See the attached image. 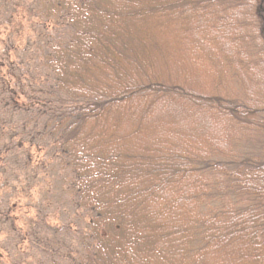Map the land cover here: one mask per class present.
I'll use <instances>...</instances> for the list:
<instances>
[{"label": "trees", "instance_id": "trees-1", "mask_svg": "<svg viewBox=\"0 0 264 264\" xmlns=\"http://www.w3.org/2000/svg\"><path fill=\"white\" fill-rule=\"evenodd\" d=\"M210 15L242 56L237 65L250 75L246 88L238 87L235 75L226 85L214 79L215 93L201 95L184 90L173 75L150 71L161 46L176 56L168 31H189L192 24L198 30ZM39 18L69 35L47 41L46 75L34 83L51 85L40 97L27 95L31 102L20 97L23 85L8 89L0 71L8 92L0 93V116L6 107L32 109L39 117L51 112L39 138L13 137L0 120V141L14 138L11 147H0V264H26L6 243L16 235L21 245L35 234V221L17 215L20 194L27 198L40 182L32 149L44 151L41 169L54 166L73 215L87 218L90 240L76 264H202L213 257L223 264L216 252L228 247L236 263L264 264V149L250 150L264 134V0H46ZM209 29L191 43L205 55L201 46L214 39L206 36ZM220 51L213 57L225 58ZM184 100L201 104L203 116L218 128L217 142L186 140L172 151L162 137L152 143L138 137L132 107L133 113L142 107L146 127L154 104ZM67 102H79V109L66 112ZM227 138L230 146L220 148ZM37 213L41 224H35L46 226L51 216Z\"/></svg>", "mask_w": 264, "mask_h": 264}, {"label": "rangeland", "instance_id": "rangeland-1", "mask_svg": "<svg viewBox=\"0 0 264 264\" xmlns=\"http://www.w3.org/2000/svg\"><path fill=\"white\" fill-rule=\"evenodd\" d=\"M45 1L0 0V61L2 60L0 62V71L5 75V80L8 81L6 85L8 89H18L19 85H23L21 91L25 92V96L21 95L20 97L25 103L31 102L27 98V95L32 93L36 97H40L41 93L48 91V85H51L45 79H39L37 80V84L34 83L36 77L46 75L45 68L42 66V57L47 52V41L50 38H67L69 35L68 31L63 27L58 28L51 24L47 25L39 18L41 7ZM210 17L209 20L207 19L208 23L204 22V25L198 30L196 29L198 26L192 24L189 31L177 32L176 28L172 32L168 31L167 35L171 41L169 44L172 46V50L175 51L174 54L176 56L169 53L170 48L168 45L161 46L162 52L157 53L153 60L155 68L150 69V71L154 70L153 72L157 76L167 77V74L173 75L174 78L177 77V82H180L179 84L184 87V90H192L201 95L215 93L214 79L217 80V86L221 85L219 80H223V83L226 85L227 82L233 80V76L235 75L240 84L238 87L244 88L247 84V76L249 77L250 75L243 68H238L237 64L239 58L242 56L239 57L237 52H233L234 45H232L227 36L222 35V33L215 29L217 28L216 20H214L215 18L212 15ZM204 26L208 29H213L212 31L209 29L206 36L212 35L214 37L209 42L210 45L203 43L201 46L207 49V55L199 53V48L194 50L195 46L191 44L193 43L192 39H196L199 42L204 39L205 35L202 34V31L206 29ZM176 39L179 40L175 41ZM220 49H224L225 54H227L225 58L232 63L233 70L237 72H235L236 74L228 71L230 70L227 69L228 61L222 58L223 56H219L221 60L213 57L218 51L222 52ZM191 50L194 51L191 52ZM202 58L203 61L201 60ZM210 60L214 62V65L210 66ZM207 61L209 65L203 63ZM22 75H27V78L26 82H22L21 84L18 82V79ZM7 88L5 86L2 88L0 84V93L7 96ZM230 91L231 95H234V86L231 87ZM185 101H166L160 106L154 104L153 108L151 107L149 110L148 115L145 116L146 127L149 130L144 124L142 125L140 120V118L143 119L144 117V115L139 114L142 111V107L138 108L134 113L133 110L135 109L132 107L133 116L131 121L136 122L134 123V128L138 132H141L138 137L144 138V140L147 138L146 141L150 143L155 141L153 140L154 136L162 137L163 140L160 141L164 145H173L172 151L182 147L186 140L202 143V139H210L217 142V139L220 137L218 128H215L216 125L214 126L211 121L208 122L206 117L203 116L205 114L202 112L201 104L194 102L192 107L191 103ZM198 104L200 107H198ZM79 105V102H67L65 111H76L79 109ZM208 110L210 113H213L211 109ZM50 115V110L44 116L39 117L32 109L24 112L11 111L10 108L6 107L2 109L0 120H2L4 125H8L11 128L9 133H12L13 137L23 134L27 137L35 136L39 138L38 130L49 119ZM138 126L139 129L141 128V131L137 129ZM13 137H6L0 141V147H11L12 145L9 142L14 140ZM225 142L221 140L218 146L220 148H228L232 143L229 138ZM261 149H264V134L258 136L256 147L253 145L250 150L251 152H258ZM161 150L163 151L164 147H161ZM43 154V150L32 149L33 162L38 166V181L40 182L35 188L29 190L31 195L26 196L27 198L23 199L24 194H20L17 215L23 216L25 219H31L33 222L37 221L40 224V219L35 218L37 217V212L40 215L49 214L51 217L50 219L48 218L46 226L38 223L35 224L34 222L30 234L32 230L35 234L31 235V237L27 235L28 240L24 241L21 245L17 244L18 238L16 235H11L6 244L12 252L13 249L16 250L15 258L24 260L26 264H76V260L83 255L84 249L90 240L86 234L87 218L84 216L75 217L73 215V202L60 190V181L56 178L58 175H56L57 171L53 170L54 166L40 168L38 161ZM10 165L8 164L7 169L13 168L11 163ZM50 184H52V193H50ZM30 207L32 208L30 209ZM31 239L32 241L29 242ZM226 249L224 251L218 249L216 252V255L221 257V263L239 264L236 263V254H233L235 250H230L229 247ZM215 258H207L201 263L220 264L218 263L220 258L217 259L218 261Z\"/></svg>", "mask_w": 264, "mask_h": 264}]
</instances>
